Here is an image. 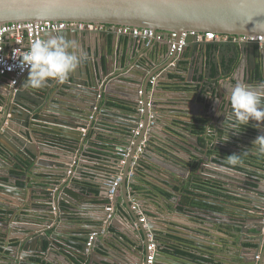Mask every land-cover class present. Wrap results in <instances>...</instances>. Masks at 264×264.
I'll return each instance as SVG.
<instances>
[{
    "label": "water",
    "instance_id": "obj_1",
    "mask_svg": "<svg viewBox=\"0 0 264 264\" xmlns=\"http://www.w3.org/2000/svg\"><path fill=\"white\" fill-rule=\"evenodd\" d=\"M42 20L146 27L164 32L165 39L157 42L144 37L127 36L132 40V48H136L139 42L140 46L149 45L151 53H145L148 62L137 64L140 75L135 72L138 76L125 79L119 75L122 73H118L111 52L112 46L119 52L123 35L114 30L82 31L77 28L49 31L45 38L50 35H62L65 39L75 40L79 44L80 53L86 56V63L84 60L64 83L49 80L41 89H29L26 83H21V79L27 73L16 85L1 84L3 108L0 109V173H7L14 163H18L26 170L24 175L26 182L20 185L16 180L8 179L10 188L4 192L9 197L1 196L0 207L7 210L17 209L11 198L17 195L27 203L26 206L20 205L21 212L37 210L40 212L37 219L44 221L39 227L20 226L24 229L25 235L12 237L18 238V244L7 247L10 255L5 264H40L39 259L42 262H53L52 248L62 246L59 237L65 241L64 249L72 252L82 264H149L147 262L149 233L153 235L157 245V253L152 264H264V168L256 175L249 173L247 168L253 166L251 163L262 164L259 162L262 159L264 164V153H260L258 145L253 143L262 130L253 126L254 121L237 128L227 127L234 123L231 118V105L227 99L231 87L237 82L250 87L264 83V63L251 65L248 61L254 53L264 55V44L258 49L259 43L255 41L243 42L240 45L225 41L200 42L195 36L188 35L185 43L181 47L179 45L182 34L191 31H214L217 34L234 36L264 35V0H0V27L7 23ZM171 33L177 34L174 41H171ZM212 43L220 45L219 50H214ZM94 49L102 50L103 57L107 59L103 70L97 57L94 63L88 59L92 55L95 56V52L92 51ZM197 55H200L203 64L204 60L208 59V68L205 69L203 65L198 68L199 74L196 75L199 80L205 76V88L201 91L203 94L200 98L203 106L208 105V109L203 112L211 120L207 124L195 122L194 115H198V112L192 111L193 109L187 112L188 105L183 103L184 100L179 104L171 103L165 96L168 95L167 92H161V80H156L152 89L149 87L157 73L161 74L162 78H169L173 72H180L182 78L191 81L195 70L192 66ZM227 56L228 59L224 63V57ZM154 58L162 67L154 75H149L152 68L150 63ZM183 63L189 64L190 67H182ZM220 63L226 67H221ZM213 68L217 73L215 75ZM110 74L115 76L110 77L99 89V81ZM105 94H115L117 98H124L125 100L119 104L129 112L128 115H120L116 110L113 112L112 110L116 108H108V100H105L103 108L100 109ZM104 113L114 116L115 122L110 121L109 126L120 124L122 129L127 130L126 133H122L127 145L119 146V150L123 152V162L117 161L115 169L109 170L110 175L96 181L100 186V195L106 196L102 201L108 204L107 207L113 203L109 196L110 190L117 184L115 186L117 193L119 185H122L125 204L119 208L124 216L116 214V209L111 212L104 206L105 212L97 220L101 222L103 228L107 224L111 229H117L118 233L110 232L104 242L100 237L97 239L93 237L94 247L90 248L92 235L82 236L81 240L76 242L64 234V227L71 231L74 223L71 211L79 207L73 202L76 196L68 191L86 192L74 184L70 187L66 185L71 177L81 180L84 167H95L85 162L84 156H81L87 152L85 146L87 133L83 129L87 131L94 126L103 127V121H107L102 116ZM183 113L191 115L188 120L184 119ZM15 120L19 123L15 124ZM157 124H163L162 130L171 129L173 132L181 131L184 134L188 131L191 136L193 133L190 130H194V127L191 128L190 125H201L206 128H209L210 124L214 125L217 129L214 146L206 141L203 147L205 152L209 148L213 150L214 156L192 151L191 155L199 159L195 162L189 154L182 155L178 150L162 146L159 141L152 142L153 136L162 137L155 126ZM231 129L234 133L230 132ZM220 132L234 136L230 141L234 154L240 153L238 164L230 165L226 162L228 142L226 143ZM179 141L181 140L173 142L180 145ZM45 144L49 146L66 144L73 152L72 157L62 164L57 162L51 164L43 157L48 155L46 149L49 147L46 148ZM196 145L201 152L198 136ZM140 147L142 151H139ZM77 152L80 154L77 155ZM3 159L7 160L6 164H3ZM212 162L224 167L228 172L212 170L208 167ZM31 170L34 178L30 177L28 182L27 175ZM143 171L160 181L145 176V180L150 184L142 183L140 179ZM212 171L220 174L221 177L216 176L220 182L221 180L233 182V179H236L241 183L238 184L241 186L239 189L243 191L246 189L247 192L244 194L234 191L231 184L229 188L226 187V192L219 190V202L194 197L196 201L210 207L190 208V211L196 209L198 211L196 214L202 216L204 219L202 226L197 227V231L184 230L179 234L193 240L194 246L203 250L207 254L205 258L209 260L176 255L175 250L167 245L170 241L167 235L171 232L169 226L156 221L154 216L150 215H146L141 221L137 211L133 210L134 204L130 199L133 194L129 193L135 190L130 184L141 186V195L152 199L153 202L166 200V196L159 189L168 190L175 195L170 199V203L174 205L178 201L176 196L181 195L176 186H184V180L189 174L198 173L194 177L208 179L206 177L210 176L207 173ZM9 175L19 178L11 173ZM77 175L80 177L77 178ZM244 181L252 184L244 187ZM53 183L67 187L63 194L64 200L68 201L67 204L63 205L61 197L56 198L58 214L52 204L55 200L54 186L50 184ZM229 196L236 198L234 204L223 202L227 201ZM41 204L43 207H39ZM212 206L218 207L214 209ZM119 217L125 220L132 218L134 222L131 225L137 223L142 232L133 229L134 233H131L130 227L121 224ZM48 227L56 229L53 233H47ZM13 230L14 228L7 232V235ZM220 236L226 238V243L219 240ZM124 237H128L129 240H124ZM116 240H118L116 247L122 257H113V253L109 251L114 248L113 241ZM46 243L50 246V252L45 249ZM101 247L106 248L109 257L99 253ZM92 248L94 252L91 251ZM248 250L253 251V255L248 256L246 254ZM132 254L137 256V259L132 258Z\"/></svg>",
    "mask_w": 264,
    "mask_h": 264
},
{
    "label": "crops",
    "instance_id": "obj_2",
    "mask_svg": "<svg viewBox=\"0 0 264 264\" xmlns=\"http://www.w3.org/2000/svg\"><path fill=\"white\" fill-rule=\"evenodd\" d=\"M8 41L9 38H7ZM131 38L127 37V36H123L121 38L120 41V49L119 52L118 50H114L113 46H112V55L114 56L113 63L115 65V67L118 70V73H122L119 75H122L125 79H128L129 77H136L138 76V63H146L148 62V58L145 56V53L149 52L151 53V48L149 47V45L146 46H140V43L138 42V45L136 46V48H132L131 45ZM222 42L224 40H219V41H211V42ZM111 39H110V44H111ZM214 44V45H213ZM214 50H219L220 45L216 44V43H212ZM212 46H210L211 48ZM132 48V49H131ZM93 52H95V56L92 55L90 58L91 62L94 63L95 58L97 57L100 60V68L101 70H103L104 65H106V57H103V52L102 50H92ZM221 52V51H220ZM207 55V53H206ZM131 62V63H130ZM85 63H86V59H85ZM225 63V61H224ZM152 65L151 71H149V75H154L155 73H157L159 71V69L162 66H159V64L157 63V61H152L150 63ZM207 69L208 67V59L206 58L204 60V64L201 61L200 55H197L196 58H194V65L192 67H194V72L192 73L191 76V81H188V79L186 78H182V73H178V72H173L172 75H170L169 78H162L161 74H156L155 77H153V80L150 82L149 87L152 89L153 84H155L156 80H161L160 81V88H161V92L165 91L167 92L168 95H165L167 98H169V101L171 103H181V100H184L183 103H185V105H188L187 108V112L189 109H193L192 111L194 112H198V115H194V120L197 123H202V124H207L210 123L211 120L210 118L208 119V117H206L203 112L206 111L208 109V105L207 106H203L202 104V100H201V95L203 93H201V91H203V89L205 88V76H202L201 80H199L196 75L199 74V69L203 67ZM190 67L189 64L187 63H183L182 67ZM221 66V63H220ZM191 67V68H192ZM221 67H226V65L224 64V66ZM149 68V66H148ZM137 74H136V73ZM213 74H217L215 71V68H213ZM140 75V74H139ZM115 76V74H110L107 75L105 77H103L99 82V89H101V87L103 86V84L110 79V77ZM9 76H4L2 77V81H0V109L3 108L1 106V101H2V95L1 92H3V88L1 86V84L5 83L9 85ZM229 79L226 78V80ZM27 80V74L21 79V83H26ZM225 80V79H223ZM122 87V86H119ZM113 88L115 89L116 87L113 86ZM112 95V96H110ZM213 96V93H211L210 97ZM105 100H108V108H116L114 110H112L113 112H115V110L118 112V114L120 115H128L129 112H127V110L122 108V105L119 104V102H123L122 100H125L122 97L117 98L115 96V94H105L103 100L101 101V106L100 109L103 108V104L105 102ZM188 100V101H187ZM195 104V105H194ZM190 106V107H189ZM193 106V107H192ZM20 108V107H19ZM119 108V109H118ZM19 111H21V108L19 109ZM190 111V110H189ZM99 115V114H98ZM104 120L107 121H103L102 125L103 127H97L94 126L92 127L90 130H85L83 129V131H85V133H87L86 136V140H85V146L87 147V152L84 154H81V156H84V161L90 164H93L95 167L94 168H89V167H84V175L82 177L81 180L76 179L75 177H71V180L67 183V187H70L71 185H76L78 187H81L82 189H85L86 192H74V190H72L73 192L68 191L69 193H72L73 195H75L76 197L73 199V202L76 203V205H78V209H76L77 207H74L76 210L71 211V216H73L72 219V229L71 231H68L67 227H64V234L70 239V240H74L76 242H79L81 239L80 237L82 236H87V235H92V237H95V239H97L98 237H100L102 239V241H106V236L110 233L113 232L114 234L118 233L117 229H111L110 225L105 224L104 228L101 225V222L97 219H99L100 217L103 216L104 214V208L108 205L105 202L102 201V199H105L106 196H101L99 193V189L100 186L97 183V179L98 180H102L104 179L106 175H110L111 173L109 172V170L111 169H115V166L118 165V162H121L118 159L120 158V150H119V146H124L127 145L126 139L123 138L122 133H126L127 130H124L125 128L122 129V127L120 126H109L111 125V122H115L114 116L109 115L108 113H104L102 114ZM182 116H185V120H188L189 117L191 115L189 114H184ZM206 117V119H204ZM36 118V117H35ZM38 118V117H37ZM164 122V121H163ZM15 124L19 123L16 120L14 121ZM118 125V124H117ZM190 125V124H187ZM159 132H161L162 137H158V136H153L152 137V142H160L162 146L164 147H168L171 150H178L179 154L182 155H186L189 154L190 157L192 159L196 161H199L198 157H196L195 155H191L192 151H196L198 154L199 153H204V154H208L209 156H214L215 152L213 150H210V148L207 150V152H205V150H203V147L206 144V141H208V143H210V145L214 146V141L216 140L217 137V129L214 125L210 124L209 128L206 127H202L201 125L199 126H192L190 125V127H194V130H190L193 133V136H191L189 134V132H185L182 133L181 131L178 132H173L171 129H166V130H162L163 129V124L161 125H155ZM101 128V129H99ZM184 131V130H183ZM231 133H234V131L231 129L230 131ZM104 135L105 138L108 139V142H104L103 140L100 139V137H102ZM220 135H223L222 137L226 140V143L228 142L230 145L228 146L227 143V151H228V155L234 154V148L231 145L232 142L230 141L231 138L234 139V136H232V134L230 135H224L223 132H220ZM197 136H198V141L201 143V152L198 150V146L196 145L197 143ZM179 141L180 145H176V143H174L173 141ZM188 139V140H187ZM110 140L115 141V142H109ZM224 141V140H223ZM107 144V145H106ZM46 145V144H45ZM52 146L46 145V149L47 150V156H43L44 160H47L49 162H51V164H54V162H57L58 164H62L64 161L69 160L72 156L71 154H73V152L70 150L69 146H67L66 144H51ZM110 145V146H109ZM107 146V147H106ZM176 146L178 148H176ZM110 147V149L108 148ZM76 155V153H74ZM80 154V152H77V155ZM236 155H238L240 157V153H235ZM119 155V156H118ZM123 155V154H122ZM263 160V159H262ZM259 161L262 164L259 163H251L253 166L251 167H247L248 168V172L251 174H258L262 172V169L264 168V164L263 161ZM118 161V162H117ZM3 164L7 163V160L3 159ZM50 165V164H49ZM191 165V164H189ZM51 166V165H50ZM55 167V166H53ZM208 167H211L212 170H217L220 172H228L226 171V169L220 165H216V163H211L210 165H208ZM257 169H254V168ZM57 170V169H55ZM12 175H16L19 176V178L16 177H12L9 174ZM26 174V170L25 168H23L22 166H20V164L18 163H14L6 172L0 173V198L1 196H7L9 197V195H6L4 190L5 189H9L10 187L8 186V179H14L17 181L18 184L23 185L25 184V177L24 175ZM132 174V173H131ZM196 174L198 173H192L189 174V177H186V179L184 180V186L179 187L176 186V190L181 192L180 196H176L178 198V201L176 204H171L170 203V199L174 198L175 195L168 191V190H164L165 193L167 192V194H165L166 196V200H156L155 202H153L152 199L147 198V197H143L141 195L142 193V187L141 186H136L133 184H130V186H132L134 188V192L129 193L130 195L133 194V196L130 197L132 203H134V205L137 206V210L133 209L135 211H137L136 213L141 217V221L143 218L146 217V215H150V216H154V218L156 219V221L166 224L169 226V229L171 230L170 233H168L167 237L168 239H170V241L167 243V245L170 248H180L181 250L187 252V255L185 257H190L189 255L192 254V256L195 257H202L205 260H209L207 258H205V256L207 255L206 253H204L203 250L199 249L198 247L194 246L195 242L189 238H186L184 236H181L179 233H182L184 230L187 231H197L198 228L202 226V221H204V219L202 218V216H199V214H196V212H198L196 209L191 210L190 208H194V207H209L208 204L196 201L194 199V197H196L197 192L200 193V190L198 189L201 185H205L208 187H216V189L218 190H222V191H227L226 187L229 188V186L232 184L233 186V190L237 191V192H241V193H246L247 190L245 189L244 191L242 189H239L241 186L238 184V181H236V179H233L234 183L231 181H223L221 180V182L216 178L217 175L220 176V174L215 173L214 171H212V173H207L209 177H206L208 179L205 178H196L194 176H196ZM74 176V175H72ZM145 176L150 177L156 181H160L159 179L153 177V176H149L146 172L143 171V176L141 177V182L142 183H146V184H150L149 181L145 180ZM33 177L32 174V170L28 173L27 175V179L28 182L30 181L29 178ZM80 177L79 175H77V178ZM221 177V176H220ZM56 178V177H54ZM120 178V176H119ZM58 179V178H57ZM119 181V179H118ZM62 182V181H61ZM87 184L88 186L84 185ZM245 185L244 187H247V185L252 184L249 181H244L243 182ZM54 186L53 188V194L55 197V200L53 201V206L55 207V209H57V214H58V201H56L57 197H61L63 200V205L67 204L64 200L63 194L64 191L66 190L67 187L62 186V184L57 185L56 183L50 184V186ZM137 187L140 189L139 191H137ZM94 189H97L98 192L96 193L94 191ZM46 190V189H45ZM47 192V191H46ZM137 192V193H136ZM185 192L189 193V196L185 195ZM75 193V194H74ZM196 194V195H195ZM141 195V196H138ZM22 196V195H21ZM12 200H13V204L17 205V209L13 210V209H9L7 210V208L4 207H0V216L3 215V217L0 218V262H4L3 264H5L8 259H9V255H10V251L8 250L7 247L9 246H15L16 244H18V238H12L13 236H23L24 234V229L21 228L20 226H31L34 225L36 227L41 226L42 223H44V221H42L41 219H37L39 217V213L37 210H31L29 212H21L20 211V205L22 206H26V202L22 197H18L16 196H11ZM116 203H113V211L116 209V214H120L123 215L124 214L120 211L121 208H119L120 206H123L125 203V197L123 195V190H122V185H119V190H117L116 193ZM228 200L227 201H223L224 203L229 202V203H233L236 198L234 197H227ZM220 198L216 197L213 200H219ZM223 200H225L224 198H222ZM1 200V199H0ZM216 201V202H217ZM219 202V201H218ZM179 204H181L182 206H179ZM105 206V207H104ZM30 207V206H29ZM39 207H43V205L41 204ZM218 207V206H217ZM216 206H213L214 209H217ZM220 210H222V208H218ZM145 211V212H144ZM119 221L121 222V224L127 225L128 227H130L131 233H134L133 229H136L137 231H140V233L142 232L140 227L137 225V223L131 225L133 221V219H124L122 217H119ZM55 224V223H53ZM131 225V226H130ZM44 226V225H42ZM100 226V227H99ZM14 228V230L12 231V233L10 235H7L10 230ZM98 228H100V230H98ZM103 228V229H101ZM56 229V227L54 228H50L48 227L46 229L47 233H53V231ZM9 230V231H8ZM8 232V233H7ZM63 232V231H62ZM200 232V231H199ZM139 232H137L138 234ZM160 233H162L160 231ZM136 234V237L138 238ZM123 236H125L123 234ZM91 237V238H92ZM131 237H134L133 235H131ZM12 239V240H9ZM60 239V244L59 246H55V248L53 249V254H52V261L53 262H42L41 259H39L40 264H82L81 262L78 261V259L76 257L73 256L72 252H68L66 251V249H64L65 247V241L62 240V237H59ZM124 240L128 241L129 238L128 237H124ZM91 239V243H89L90 248L94 247V243H92ZM219 240H221L222 242L226 243V238L223 236L219 237ZM238 240V239H237ZM237 240H236V245H237ZM103 241V242H104ZM64 244V245H63ZM118 244V240L113 241V246L114 248H111L109 251L113 253V257H122L121 254L119 253L118 248L116 247V245ZM235 245V246H236ZM67 248L69 249L70 247L67 246ZM102 249L100 250V254L109 257V253L107 252L105 247H101ZM45 249L46 251L50 252V246L46 243L45 244ZM92 252H94V248L91 249ZM253 251L248 250L246 252V254L248 256L253 255ZM175 254V252H174ZM178 255V254H176ZM132 258L137 259V256L135 255H131ZM179 256H183V255H179ZM21 258V256H20ZM2 264V263H0Z\"/></svg>",
    "mask_w": 264,
    "mask_h": 264
},
{
    "label": "clouds",
    "instance_id": "obj_3",
    "mask_svg": "<svg viewBox=\"0 0 264 264\" xmlns=\"http://www.w3.org/2000/svg\"><path fill=\"white\" fill-rule=\"evenodd\" d=\"M12 59L21 73L27 72L26 86L29 89H41L49 80L64 83L86 56L80 53L79 44L75 40L65 39L62 35H50L47 38L37 37L30 42L26 51H14ZM227 99L234 120L227 127L237 128L254 121L253 126L262 131L253 143L258 145L260 153H264V83L250 87L237 82L231 87ZM226 162L236 165L240 157L236 154L228 155Z\"/></svg>",
    "mask_w": 264,
    "mask_h": 264
},
{
    "label": "built area",
    "instance_id": "obj_4",
    "mask_svg": "<svg viewBox=\"0 0 264 264\" xmlns=\"http://www.w3.org/2000/svg\"><path fill=\"white\" fill-rule=\"evenodd\" d=\"M79 28L87 30H100V31H111L114 30L118 34L123 36H139L148 38L150 41H163L165 39V33L156 31L151 28L146 27H135L128 25H110V24H95L87 22H66V21H55V20H42L37 22H13L7 23L0 27V81L2 77L9 76V85L13 86L18 83V81L27 73L26 71L21 73L19 68L15 67V61L12 59L13 52H19L21 50L26 51L30 42L34 41L37 37H44L45 34L49 31H61L65 28ZM171 41H174L177 34L171 33ZM188 35L195 36L196 39L200 42L207 41H227L231 37L234 38V41L238 43L242 42H259L264 44V35L257 36H234L226 34H217L214 31L207 32H184L182 34V39L180 41V47L185 43V38ZM9 38L10 41L7 40ZM175 48V45H173ZM11 68V70H9ZM145 144V143H144ZM139 151H142V147L139 148ZM123 154V152L120 150ZM117 186V184H115ZM115 186L110 190V200L114 203V198L116 197ZM113 203L110 207H107L111 212L113 211ZM134 204V203H133ZM133 209L137 210V206L133 205ZM144 220V218L142 219ZM93 239V237H92ZM150 243L148 245V258L147 262L152 264L155 260L157 253V245L154 241V237L149 233Z\"/></svg>",
    "mask_w": 264,
    "mask_h": 264
},
{
    "label": "trees",
    "instance_id": "obj_5",
    "mask_svg": "<svg viewBox=\"0 0 264 264\" xmlns=\"http://www.w3.org/2000/svg\"><path fill=\"white\" fill-rule=\"evenodd\" d=\"M100 139L101 140H103L104 142H108V139L107 138H105L104 137V135L102 136V137H100ZM109 142H115V141H112V140H110ZM107 145V144H106ZM110 146V145H109ZM107 147V146H106ZM109 149H110V147H108ZM84 185L85 186H88L87 184H85L84 183ZM137 191H139L140 189L137 187ZM159 189V188H158ZM199 190H200V193H198L197 192V195H196V197H200V198H204V199H211V200H213L214 198H216V197H218L219 195H220V192H219V190L218 189H216V187H208V186H203V185H201L199 188H198ZM161 192H162V194H167L168 195V193L166 192L165 193V191L164 190H161V189H159ZM94 191L97 193L98 192V190L97 189H94ZM185 195L186 196H189V193H187V192H185ZM179 206H182L181 204H179ZM207 207V206H206ZM210 207V206H209ZM212 208H213V206H212ZM172 249H174L175 250V254H178V255H183V256H186L187 255V252H185V251H183V250H181L180 248H172ZM190 256V258H195L194 256H192V254H190L189 255ZM197 258H199L198 256H196V259ZM200 258H202V257H200Z\"/></svg>",
    "mask_w": 264,
    "mask_h": 264
},
{
    "label": "flooded vegetation",
    "instance_id": "obj_6",
    "mask_svg": "<svg viewBox=\"0 0 264 264\" xmlns=\"http://www.w3.org/2000/svg\"><path fill=\"white\" fill-rule=\"evenodd\" d=\"M71 27H69V28H65L64 30H67V29H70ZM72 29H74V28H72ZM77 29H79V28H77ZM79 30H87V29H84V28H82V29H79ZM90 31V30H89ZM92 31H100V30H97V29H95V30H92ZM102 32V31H101ZM221 42V41H220ZM226 43H229V44H241V43H238L237 41H234V38L233 37H231L229 40H227V41H225ZM243 43V42H242ZM259 43V42H258ZM262 46V44L261 43H259V46H258V49L260 48ZM220 53H222L223 54V52L221 51ZM258 55V56H257ZM228 59V56L227 57H224V61H226ZM248 61L249 62H251V65H256V63H264V55H262L261 53L259 54V53H254L253 54V56L252 57H250L249 59H248ZM36 260V259H35Z\"/></svg>",
    "mask_w": 264,
    "mask_h": 264
},
{
    "label": "rangeland",
    "instance_id": "obj_7",
    "mask_svg": "<svg viewBox=\"0 0 264 264\" xmlns=\"http://www.w3.org/2000/svg\"><path fill=\"white\" fill-rule=\"evenodd\" d=\"M115 126H120V127H121L122 125L118 124V125H115ZM136 132H137V134L139 133L138 131H136ZM120 153H121V152H120ZM118 156H119V155H118ZM122 156H123V155H122V154H120V158H121V159H118V160H120L121 162H123V161H122V159H123V157H122Z\"/></svg>",
    "mask_w": 264,
    "mask_h": 264
}]
</instances>
